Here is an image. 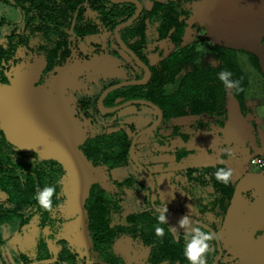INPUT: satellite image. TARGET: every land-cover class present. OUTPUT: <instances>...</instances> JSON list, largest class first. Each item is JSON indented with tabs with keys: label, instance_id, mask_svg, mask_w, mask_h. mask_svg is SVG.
<instances>
[{
	"label": "rangeland",
	"instance_id": "374dc122",
	"mask_svg": "<svg viewBox=\"0 0 264 264\" xmlns=\"http://www.w3.org/2000/svg\"><path fill=\"white\" fill-rule=\"evenodd\" d=\"M140 1L147 9L153 5V0ZM187 6L190 16L183 42L179 46L170 38L150 42L145 48L149 63L158 66L164 57L195 41L186 68L197 83L215 81L219 49L230 48L237 53L247 86L241 100L236 96L229 99L222 124L216 122V117L199 116L188 108L167 126L140 135L134 153L154 176L155 199L161 208L189 215L217 230L223 251L218 264H264V168L250 164L252 156L264 154V48L260 43L264 37V0H191ZM2 18L20 21L21 11L0 2ZM12 29L9 24L1 25L0 41H5ZM70 47L69 57L50 72L45 70L42 52L23 46L18 49L7 69L8 81L0 83V122L15 147L42 158H54L64 166L67 199L63 216L69 220L52 246L64 264H78L91 245L84 200L92 184L121 192L118 221H124L130 212L149 207L151 202V182L142 169L132 165L110 171L95 166L82 152L81 144L89 136L121 128L133 137L157 123L159 113L145 103L128 104L112 114L98 111L99 96L111 83L145 73L143 65L117 44L111 31L101 28L85 40L73 38ZM251 54L258 56L259 67L250 60ZM196 119L206 123L199 126ZM181 149L189 154L178 159L176 153ZM231 159L239 161L235 169L239 182L227 218L201 213L194 201L203 188L209 192L211 188L192 186L186 168L229 164ZM132 172L136 173L132 187L120 188L114 182ZM166 218L176 234L185 230L179 227L180 217L168 213ZM3 235L0 264H4L2 251L12 264H26L15 257L34 239V229L21 235L4 225ZM116 248L125 264H147L148 249L130 237L121 238ZM28 254L35 255L31 251ZM27 264L52 263L44 260Z\"/></svg>",
	"mask_w": 264,
	"mask_h": 264
},
{
	"label": "trees",
	"instance_id": "16d2710c",
	"mask_svg": "<svg viewBox=\"0 0 264 264\" xmlns=\"http://www.w3.org/2000/svg\"><path fill=\"white\" fill-rule=\"evenodd\" d=\"M0 2L21 11L20 21L0 19V26H13L5 41H0V83L8 81L7 69L20 47L42 52L46 58L45 70L50 72L69 57L73 38L85 40L87 36L106 28L119 44L117 33L146 67L143 76L111 83L106 88L108 92L103 98V104L111 107L130 99L151 101L163 112V120L156 130L167 126L172 118L187 113L188 108L199 116L216 117V122L222 124L223 118H226L229 99L236 96L241 100L247 86L246 75L239 65L237 53L230 48L219 49L220 64L215 81L197 83L192 80L186 64L195 49V41L188 42L182 50L164 57L158 66L149 63L145 48L150 42L170 38L177 46L181 45L188 26L187 18L190 16L187 4L191 0H153L150 9L143 6L139 16L129 23L127 21L138 9V5L131 0ZM74 17L76 20L71 32ZM260 43L264 48V37ZM250 60L259 67L256 54H251ZM221 71L230 72V79L237 81V86L225 88L219 80ZM98 111L101 112L99 107ZM195 122L199 126L206 123L201 119H196ZM177 130L176 126L174 132ZM132 139L121 128L87 137L81 144V150L93 165L105 166L110 171L128 169L132 165L139 168L130 155ZM188 154L186 149L176 153L178 159L185 158ZM220 167L229 168L225 163H220L213 167H187L186 171L192 186L211 188L210 192L203 188L198 200L194 201L196 209L201 213H213L224 218L229 212L238 178L233 173L227 185L218 182L213 173ZM65 171L62 163L54 158H42L36 153L15 147L7 138L0 122V249L5 245L4 225H9L12 231L21 235L34 229V239L26 243L25 251L15 258H22L26 264L44 260H50L52 264H64L63 258L55 254L52 244L69 220L63 216L67 199L63 184ZM135 177L136 173L132 172L114 182L120 188L132 187L136 182ZM58 179L61 183L57 185L53 211L40 209L35 201L38 188L53 184ZM121 201L120 191L107 189L99 183L91 185L84 200L91 245L87 250L83 247L88 254L85 253L78 264H125V258L116 248L117 242L123 237H130L148 249L147 264H188L182 254L185 230L176 234L167 218L165 224L158 222L160 214L167 215L169 212L160 211L151 201L149 207L130 212L125 215L124 221H118L122 212ZM157 226L164 229L163 237L155 234ZM200 226L212 232L207 227ZM210 244L212 251L207 254V264H212L219 253L215 236ZM30 251L35 255L30 256ZM1 254L4 264H12L3 251Z\"/></svg>",
	"mask_w": 264,
	"mask_h": 264
},
{
	"label": "clouds",
	"instance_id": "9594fccd",
	"mask_svg": "<svg viewBox=\"0 0 264 264\" xmlns=\"http://www.w3.org/2000/svg\"><path fill=\"white\" fill-rule=\"evenodd\" d=\"M231 75L232 74L228 71H221L219 73V80L223 83L225 88L231 89L238 84L237 81L230 79ZM225 152L229 156L232 155L230 150H225ZM213 175L218 182L227 185L230 182L233 171L231 168L220 167L213 173ZM60 183L61 181L58 179L53 184H47L38 188L35 194V201L40 209L47 212L53 211V200L57 193V185ZM158 222L159 224L167 223L166 215L160 214L158 216ZM178 223L180 228L185 229L182 254L188 264H207V254L212 251L210 242L214 239L213 233L202 228L198 222L191 221L189 215L183 216ZM155 234L158 237H163L164 229L157 226L155 228Z\"/></svg>",
	"mask_w": 264,
	"mask_h": 264
},
{
	"label": "water",
	"instance_id": "95a60500",
	"mask_svg": "<svg viewBox=\"0 0 264 264\" xmlns=\"http://www.w3.org/2000/svg\"><path fill=\"white\" fill-rule=\"evenodd\" d=\"M120 1H124V0H120ZM131 1H134L137 3L138 5V9H137V12L127 21V23L131 22L132 20H134L136 17L139 16V14L141 13V10H142V7H143V4L139 1V0H131ZM75 20H76V17H74L73 19V22H72V26H71V32H73V27H74V24H75ZM74 37V35H73ZM116 38L120 44V46L126 51L128 52L138 63H140L141 65H143L144 67H146V65L141 61V59L132 51V49H130L126 43L120 38V36L116 33ZM254 45H256L257 47L260 48V45L258 44L257 41H253ZM108 92V90H106L105 92L102 93V95L100 96L99 100H98V107H99V110L103 113H107V114H111V113H114L115 111H117L118 109L128 105V104H134V103H145V104H150L152 105L153 107H155L157 110H158V113H159V118H158V122L157 123H153L151 125H149L148 127L142 129L141 131L137 132L136 135L133 137L132 139V143H131V146H130V155L133 159V161L135 162V164L141 168L149 177V180L151 182V201H152V204L158 208L160 211L162 212H169L171 214H174L180 218H182L183 216H185L184 214L182 213H179L177 211H174V210H169V209H164V208H159L157 205H156V199H155V193H156V184H155V179H154V176L153 174L148 170V168L138 159V157L135 155L134 153V146H135V142L136 140L138 139V137L140 135H142L143 133H145L146 131L148 130H151V129H154L156 128L163 120V112L162 110L156 105L154 104L153 102L151 101H148V100H145V99H130V100H127L123 103H120L118 105H115V106H105L103 104V98L104 96L106 95V93ZM190 220L193 221V222H198L199 224L207 227L208 229H210L213 233V235L215 236L216 238V241H217V244H218V249H219V253L216 257V259L213 261L212 264H218L219 261L221 260V257H222V246L220 244V240L217 236V233L212 229L211 226H209L208 224L202 222L201 220L199 219H196V218H193V217H190ZM50 246V245H49ZM51 247V246H50Z\"/></svg>",
	"mask_w": 264,
	"mask_h": 264
},
{
	"label": "built area",
	"instance_id": "2783aa9c",
	"mask_svg": "<svg viewBox=\"0 0 264 264\" xmlns=\"http://www.w3.org/2000/svg\"><path fill=\"white\" fill-rule=\"evenodd\" d=\"M250 164L253 166H258L264 168V154H256L251 157Z\"/></svg>",
	"mask_w": 264,
	"mask_h": 264
},
{
	"label": "crops",
	"instance_id": "0c3cea01",
	"mask_svg": "<svg viewBox=\"0 0 264 264\" xmlns=\"http://www.w3.org/2000/svg\"><path fill=\"white\" fill-rule=\"evenodd\" d=\"M260 147H261V146H260ZM260 147H259V148H260ZM238 164H239V161L236 160V159H233V160L231 159V161H230L229 164H228V162H226V165H227L229 168L232 169L233 173L237 176V178H238V182H239V176H238V174L235 172L236 166H237ZM237 185H238V183H237ZM237 185H236V187H237ZM234 197H235V194H234ZM233 203H234V201L232 200V204H231L230 208L232 207ZM229 212H230V211H229ZM227 216H228V214L226 215L225 218H227ZM256 233H258V231H257Z\"/></svg>",
	"mask_w": 264,
	"mask_h": 264
},
{
	"label": "flooded vegetation",
	"instance_id": "af4514ba",
	"mask_svg": "<svg viewBox=\"0 0 264 264\" xmlns=\"http://www.w3.org/2000/svg\"><path fill=\"white\" fill-rule=\"evenodd\" d=\"M139 1H140V0H139ZM133 2H134V1H133ZM140 2H141V1H140ZM134 3H136V2H134ZM141 3H142V2H141ZM136 4H137V3H136ZM137 7H138V6H137ZM119 45H120V44H119ZM127 53H128V52H127ZM128 54H129V53H128ZM129 55H130V54H129ZM130 56H131V55H130ZM131 57H132V56H131ZM139 64H140V63H139ZM143 67H144V66H143ZM135 135H136V134H135ZM135 135H134V136H135ZM134 136H133V137H134ZM140 169H141V168H140ZM148 170H149V169H148ZM144 173H145V172H144ZM145 174H146V173H145ZM146 175H147V174H146ZM147 176H148V175H147ZM156 204H157V200H156ZM157 205H158V204H157Z\"/></svg>",
	"mask_w": 264,
	"mask_h": 264
}]
</instances>
